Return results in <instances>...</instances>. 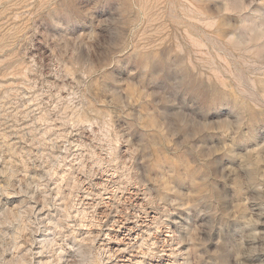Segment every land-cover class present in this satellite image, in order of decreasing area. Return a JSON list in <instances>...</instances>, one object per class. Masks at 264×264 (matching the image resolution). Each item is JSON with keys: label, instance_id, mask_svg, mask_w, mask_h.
Instances as JSON below:
<instances>
[{"label": "clouds", "instance_id": "clouds-1", "mask_svg": "<svg viewBox=\"0 0 264 264\" xmlns=\"http://www.w3.org/2000/svg\"><path fill=\"white\" fill-rule=\"evenodd\" d=\"M36 9L0 113L30 143L0 146V264H264V0Z\"/></svg>", "mask_w": 264, "mask_h": 264}, {"label": "rangeland", "instance_id": "rangeland-1", "mask_svg": "<svg viewBox=\"0 0 264 264\" xmlns=\"http://www.w3.org/2000/svg\"><path fill=\"white\" fill-rule=\"evenodd\" d=\"M7 3V7L3 5ZM37 0H0V113H3L5 107H11L12 100H5L7 92H23L27 97V89H21L23 84V67L16 61L12 55L13 49L22 39V37L31 31L30 25L35 21ZM130 32L133 29L129 30ZM144 34L143 28L139 29V35ZM139 38V37H137ZM7 46V50L6 49ZM31 77H29L30 79ZM222 86L227 87V82L221 80ZM131 87V85H129ZM17 101L16 109L24 106L25 103L32 106L30 100H20L15 97ZM16 109H13L15 111ZM25 111L27 109L25 108ZM29 123L24 120L23 123L18 120H9L7 124L3 123V116L0 115V146L3 145L5 139L16 151H26L30 147V143L26 144L22 139L25 134V127ZM7 159V157H5ZM103 182V181H98ZM99 192L100 190H96ZM129 193H125L127 197ZM111 192L105 193V203L110 200ZM135 202H139V197ZM97 212H103V206L96 209ZM264 258V257H261Z\"/></svg>", "mask_w": 264, "mask_h": 264}]
</instances>
